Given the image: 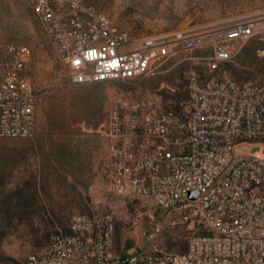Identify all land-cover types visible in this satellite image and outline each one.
Wrapping results in <instances>:
<instances>
[{
    "label": "built area",
    "instance_id": "obj_1",
    "mask_svg": "<svg viewBox=\"0 0 264 264\" xmlns=\"http://www.w3.org/2000/svg\"><path fill=\"white\" fill-rule=\"evenodd\" d=\"M32 10L76 84L143 78L192 47L211 54L192 57L206 60L208 76L193 69L185 97L123 100L110 111L106 130L113 192L152 201L174 224H187L186 250L121 255L111 214H74L69 230L26 264H264V69L246 81L223 68L212 74L249 39L264 43V18L178 33L174 48L170 37L138 39L84 0H32ZM257 55L264 57V47ZM29 56L27 45L0 43L2 136L36 132ZM163 229L153 222L144 234L155 239Z\"/></svg>",
    "mask_w": 264,
    "mask_h": 264
},
{
    "label": "rangeland",
    "instance_id": "obj_2",
    "mask_svg": "<svg viewBox=\"0 0 264 264\" xmlns=\"http://www.w3.org/2000/svg\"><path fill=\"white\" fill-rule=\"evenodd\" d=\"M138 39L191 35L226 23L264 18V0H84ZM0 43L29 47V79L35 88L37 128L33 136L0 134V261L26 264L32 253L48 249L52 237L69 230L74 214H111L115 246L121 255L187 248L190 229L152 201L126 199L111 188V142L106 134L112 108L126 99L181 98L191 71L207 77L211 50L188 48L143 78L110 83L76 84L32 10V0H0ZM139 41L135 45H138ZM249 39L240 53L220 69L238 81L256 78L264 69ZM245 150L238 148L237 153ZM153 222L163 233L144 234Z\"/></svg>",
    "mask_w": 264,
    "mask_h": 264
},
{
    "label": "water",
    "instance_id": "obj_3",
    "mask_svg": "<svg viewBox=\"0 0 264 264\" xmlns=\"http://www.w3.org/2000/svg\"><path fill=\"white\" fill-rule=\"evenodd\" d=\"M199 192L198 191H193L191 192L190 196L191 198H196L198 196ZM127 259L123 258L122 261L125 262Z\"/></svg>",
    "mask_w": 264,
    "mask_h": 264
}]
</instances>
